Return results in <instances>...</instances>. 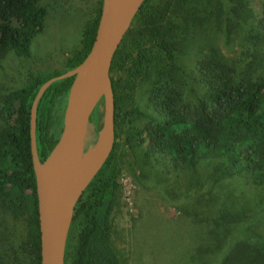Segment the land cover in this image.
I'll use <instances>...</instances> for the list:
<instances>
[{
    "label": "trees",
    "instance_id": "1",
    "mask_svg": "<svg viewBox=\"0 0 264 264\" xmlns=\"http://www.w3.org/2000/svg\"><path fill=\"white\" fill-rule=\"evenodd\" d=\"M42 2L0 0V63L12 53L31 55L48 14ZM102 5L98 0L64 71L34 74L24 87L0 97V209L25 223L24 257L15 264H41L33 102L44 83L83 63ZM218 33L230 46L239 45L235 57L216 45ZM204 36L205 44L196 45ZM195 45L199 57L190 65ZM111 80L114 143L75 204L66 264H122L112 236L129 159L142 176L155 170L159 184L173 182L183 192L179 197L188 199L195 228L205 230L198 233L204 234L191 264H264V234L245 227L256 211L214 192L235 178L264 190V0H146L115 54ZM73 81L54 83L39 102L41 162L60 138L56 113L61 107L65 112Z\"/></svg>",
    "mask_w": 264,
    "mask_h": 264
},
{
    "label": "rangeland",
    "instance_id": "2",
    "mask_svg": "<svg viewBox=\"0 0 264 264\" xmlns=\"http://www.w3.org/2000/svg\"><path fill=\"white\" fill-rule=\"evenodd\" d=\"M258 2V1H257ZM48 14L45 28L32 44L29 57L10 54L0 63V97L24 87L37 73L64 71L66 59L79 46L87 26L93 21L98 0H43ZM198 40V46L206 42ZM214 41L228 57H235L239 45L230 46L218 33ZM191 48L187 59L192 65L198 59V46ZM140 107L145 97L139 95ZM63 114V115H62ZM57 131L63 128L64 108L57 110ZM61 116H63L61 118ZM105 134L108 144L113 141L111 122L106 125V103L101 101L89 126L85 153L98 146ZM125 164L120 178L122 208L115 212L113 242L122 264H191L195 244L204 229L195 228V219L188 199L179 197L173 182L158 183L155 170L142 176ZM214 192L226 198H239L242 207H251L256 214L245 227L264 234V190H253L242 179L222 183ZM240 207V206H238ZM191 212V215L189 214ZM248 229V230H249ZM25 223L0 209V264H15L22 255Z\"/></svg>",
    "mask_w": 264,
    "mask_h": 264
},
{
    "label": "water",
    "instance_id": "3",
    "mask_svg": "<svg viewBox=\"0 0 264 264\" xmlns=\"http://www.w3.org/2000/svg\"><path fill=\"white\" fill-rule=\"evenodd\" d=\"M145 1L103 0L100 21L90 53L74 70L44 83L33 102L31 150L38 196L41 264H66V248L75 204L84 190L73 198L67 215H64L59 207L58 194L67 176L85 153L91 118L103 100L106 103V125L111 122L113 129L111 66L117 50ZM72 77L74 81L64 112L60 138L48 158L41 162L36 137L39 102L54 83ZM113 143L114 135L113 141L107 143L108 150L97 164L94 175L107 158Z\"/></svg>",
    "mask_w": 264,
    "mask_h": 264
},
{
    "label": "bare ground",
    "instance_id": "4",
    "mask_svg": "<svg viewBox=\"0 0 264 264\" xmlns=\"http://www.w3.org/2000/svg\"><path fill=\"white\" fill-rule=\"evenodd\" d=\"M107 137L103 134L98 146L84 153L67 176L59 194V207L64 215H67L73 198L82 192L93 177L97 164L108 150Z\"/></svg>",
    "mask_w": 264,
    "mask_h": 264
}]
</instances>
